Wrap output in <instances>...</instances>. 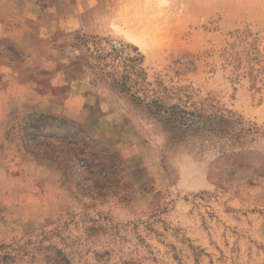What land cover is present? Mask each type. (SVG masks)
Listing matches in <instances>:
<instances>
[{"label":"rangeland","instance_id":"rangeland-1","mask_svg":"<svg viewBox=\"0 0 264 264\" xmlns=\"http://www.w3.org/2000/svg\"><path fill=\"white\" fill-rule=\"evenodd\" d=\"M58 2L0 0L1 29H51L39 50L58 63L4 72L32 50L0 37V264H264V0ZM64 87L45 112L78 107L74 123L123 157L129 185L79 190L59 160L76 144L59 136L58 161L34 160L26 103ZM156 96L253 131L200 123L186 138L149 113Z\"/></svg>","mask_w":264,"mask_h":264},{"label":"trees","instance_id":"trees-1","mask_svg":"<svg viewBox=\"0 0 264 264\" xmlns=\"http://www.w3.org/2000/svg\"><path fill=\"white\" fill-rule=\"evenodd\" d=\"M49 7L54 5L57 0H38ZM22 60L14 61L16 63ZM130 90V89H129ZM167 90V89H166ZM132 97L145 101L151 93L140 97L136 92L130 93ZM156 95V93H155ZM157 97V96H156ZM148 111L153 116L159 118L168 127L177 130L179 135H184L186 138L194 135L193 132L202 129L200 123L206 127V131L212 132L218 129L228 137L239 139L242 132H252V127L245 128L241 117H237L232 111L227 110L228 114H217L215 112L203 115L197 108L189 110L180 105H164L159 102L158 97L147 102ZM31 121L28 123L27 131L30 139L37 142L29 152L34 160L38 162L58 161L52 159L53 155L50 146H55L53 140L59 136L62 140H67L68 143L76 144L75 151L60 158L59 160L67 166L76 167L78 174L77 187L84 193L95 194L98 197L106 196V190L111 189L115 185H129L127 179V170L123 157L117 152H113L99 139L92 137L90 134L83 131L74 123L73 119L67 117L58 120L57 117L45 111H34L29 113L28 117ZM219 118V119H218ZM242 126L240 130L232 129L235 125ZM60 127L64 130L62 135H57L52 131V128ZM233 130V132H232ZM198 133V132H197ZM75 138V141L72 138ZM183 137V138H185ZM43 139L44 141L40 140ZM52 141V142H51ZM43 146L47 149H43ZM42 149L44 151H42ZM59 161V162H60ZM95 191V192H94Z\"/></svg>","mask_w":264,"mask_h":264},{"label":"crops","instance_id":"crops-1","mask_svg":"<svg viewBox=\"0 0 264 264\" xmlns=\"http://www.w3.org/2000/svg\"><path fill=\"white\" fill-rule=\"evenodd\" d=\"M61 3H62V0H59L58 4L51 10L52 11L58 10L60 8ZM0 26H1L0 27V37H4V36L11 37L19 42L27 44L29 49L32 50V54H28V56L22 62L18 64L16 63V64L1 65V69L4 72L10 71V72H14L16 75L24 74V73L29 72L32 66H36V65H39L43 69L44 68H47L48 70L55 69L54 65L58 64L56 63V58L54 59L52 56H50V54H46L39 50L40 44H43L44 47L47 48V43H48L47 37L48 36L46 33L50 32L51 29H41V32L38 33V37L32 38L27 32V29H22L20 32L16 33L14 29H1L2 23H0ZM50 57H52V59ZM30 78H31L30 76L29 77L27 76L26 78H23V80L20 79V83L26 86V84L30 83L31 81ZM67 85H68V82L65 83L64 86H67ZM64 89L65 87L58 94H52V95L36 92V95L35 94L30 95V97H33V96L35 97V103H31V104L26 103V104L31 105L30 108L38 110V111H48L52 109L53 107H55L56 105H58L59 103H61V102L58 103L55 100L56 99L58 100L59 97L61 98L63 95H65ZM68 92L69 91L66 92L67 96H68ZM30 97L23 99L24 96H22V100L26 102L27 100H29ZM19 104H21L20 101H19ZM20 108H22V106ZM77 110H78V107H75V108L69 107L64 111V114L66 115L67 118L73 119L77 116Z\"/></svg>","mask_w":264,"mask_h":264}]
</instances>
